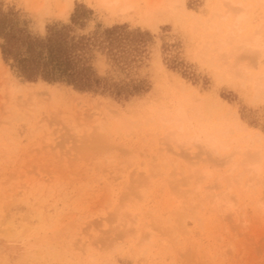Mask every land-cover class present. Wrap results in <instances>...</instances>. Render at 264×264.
Returning a JSON list of instances; mask_svg holds the SVG:
<instances>
[{"label":"rangeland","instance_id":"rangeland-1","mask_svg":"<svg viewBox=\"0 0 264 264\" xmlns=\"http://www.w3.org/2000/svg\"><path fill=\"white\" fill-rule=\"evenodd\" d=\"M68 1L0 0L8 25L36 37L122 27L113 50L93 52L97 90L27 79L0 38V264H264V138L252 135L264 137V52L239 42L264 30V5L243 0L234 39L217 27L229 0H184L192 16L178 7L158 27L144 22L158 0H135L123 19L99 0H72L63 16ZM211 132L225 134L216 150ZM229 187L228 208L216 201Z\"/></svg>","mask_w":264,"mask_h":264},{"label":"trees","instance_id":"trees-1","mask_svg":"<svg viewBox=\"0 0 264 264\" xmlns=\"http://www.w3.org/2000/svg\"><path fill=\"white\" fill-rule=\"evenodd\" d=\"M90 12V11H89ZM78 10L73 15L77 19ZM122 27L106 29L102 35H76L71 25L53 27L46 37L8 25L0 14L1 48L5 60L29 80L63 81L80 90H97L103 83L92 59L96 48L113 50L121 41Z\"/></svg>","mask_w":264,"mask_h":264},{"label":"bare ground","instance_id":"bare-ground-1","mask_svg":"<svg viewBox=\"0 0 264 264\" xmlns=\"http://www.w3.org/2000/svg\"><path fill=\"white\" fill-rule=\"evenodd\" d=\"M101 3H104V4H107V5H112L113 4V6H114V8L116 9V12H115V16L116 17H118V18H127V17H129V15L131 14V12L132 11H134L135 10V4H134V1L135 0H99ZM257 2H259L260 4H262V5H264V0H256ZM229 2H230V5H232L231 6V8H230V10L228 9V10H226L225 12H223V10L221 11V10H219V9H217V11L219 12L218 13V15H219V17H220V19H219V21H218V23H219V26L217 25V27H218V29H220L221 27H220V25H222V24H227V25H230V28H232V33H231V35L233 34V32L235 33V35H236V37H234V36H232V37H234V39H238V38H240V34L242 33V31L246 28V26L245 25H247L248 24V22H249V11H250V9H251V6L250 5H247V4H245L244 3V1L243 0H229ZM73 6H74V3H73V1L72 0H70V1H68L65 5H64V7H63V9L61 10V14L63 15V16H66V15H68L69 14V11L70 10H72L73 9ZM178 7H180L181 9H183L184 11H186L187 12V14L188 15H190V13H188V11H187V8H186V5H185V1L184 0H158L153 6L151 5L150 6V8H149V10H148V12H149V18H147L146 20H144V22H147V24L148 25H151V26H153V27H158V24H159V22L161 21V19L162 18H164V17H167V16H169V15H173L174 13H175V11L177 10V8ZM191 14H195V13H191ZM190 16H192V15H190ZM194 16V15H193ZM195 17V16H194ZM196 18H198V16L196 15V17H195V19ZM200 18V17H199ZM193 19V18H192ZM230 21V22H229ZM262 25H264V20H263V23H262ZM260 26H261V24H260ZM258 28V27H257ZM260 28V30H258V31H256V32H252V33H250V32H248L245 36H247V37H243L242 36V39L239 41V42H241L242 41V43H244V45H247L248 47L247 48H250V50H252L253 52L256 50V48H258V47H263V52H264V39H263V31L264 30H262V28L263 27H259ZM239 33V34H238ZM251 34V35H250ZM240 35V36H239ZM249 35V36H248ZM237 36H238V38H237ZM243 48H246V47H244V46H242ZM255 49V50H254ZM246 50V49H245ZM258 50H259V48L257 49V52H258ZM249 51V50H248ZM252 51H251V54H252ZM261 51H262V48H261ZM257 52H254L253 53V55L252 56H254V54L255 53H257ZM262 52V53H263ZM231 53V52H230ZM249 54H250V52H248ZM259 53V52H258ZM230 56H232L231 54H229V57ZM103 68V67H102ZM264 73V72H263ZM15 80H13V89H14V87L16 88L17 86H19L20 85V81L17 79V78H14ZM190 96V95H189ZM192 96V95H191ZM200 98V97H199ZM189 99V98H188ZM202 99V98H201ZM202 101H203V99H202ZM197 102H199V101H197ZM200 102H201V100H200ZM195 103H196V101H195ZM204 103V102H203ZM202 103V104H203ZM192 106V105H191ZM194 106V105H193ZM200 107V106H199ZM199 110V109H198ZM226 111V110H225ZM234 112V111H233ZM229 114L231 115L232 114V112L230 111L229 112ZM228 114V115H229ZM184 115H186V114H184ZM227 115V116H228ZM236 115V112H235V114H234V116H233V119L236 117L235 116ZM223 116H224V114H223ZM176 117H177V115H176ZM175 117V118H176ZM185 117V116H184ZM225 117V116H224ZM223 117V118H224ZM230 117V116H229ZM170 118V117H169ZM178 118V117H177ZM174 119V122L177 124L178 122H179V120H180V118H178V119ZM226 118V117H225ZM237 119H238V117H237ZM236 119V120H237ZM171 120V119H170ZM169 120V122H171ZM176 120H178V121H176ZM219 121H222L221 119H218ZM224 120V119H223ZM167 121H168V119H167ZM227 122L229 121V118L226 120ZM165 122H166V120H165ZM181 122V121H180ZM183 122H184V120H183ZM226 122V123H227ZM236 122H239L238 124L240 125V127L243 125L242 123V121L240 120V119H238V121H236ZM242 122V123H241ZM172 123V122H171ZM182 123V122H181ZM222 123V122H221ZM225 123V125H227ZM179 124V123H178ZM177 124V125H178ZM233 124H234V122H233ZM232 124V125H233ZM172 125H173V127H174V131H173V133L175 134V135H179V137L178 136H176V138L178 137V140L179 141H176L177 143H179V142H181V141H184L185 142V144L187 145V143H186V141L187 142H189L190 140H191V134L190 135H188L187 134V136H190L189 138H190V140H186V139H184V135L182 136V135H180L181 133H182V131L181 130H183L184 129V124L182 125H178V126H176V127H178V129H180V134H178L179 133V131H178V129H176L175 128V126H174V124L172 123L171 124V128H172ZM220 126V125H219ZM228 126V125H227ZM226 126V127H227ZM245 126H247V125H243L242 127H243V129L244 128H246ZM169 127V126H168ZM189 127V126H188ZM225 127V128H226ZM236 127V126H235ZM248 127V126H247ZM100 128V127H99ZM101 128H103L102 126H101ZM220 128H222V127H220ZM220 128H218L219 130H220ZM225 128H223V129H225ZM187 129V126H186V128H185V130ZM248 129H250V128H247V130ZM190 130V129H189ZM189 130H187V131H189ZM202 130V129H201ZM218 130V131H219ZM226 130H227V128H226ZM230 130V133L232 132V129H229ZM236 130H237V127H236ZM245 130V129H244ZM246 130V131H247ZM187 131H186V133H187ZM196 131V130H195ZM208 132H209V130H207ZM221 131V130H220ZM219 131V132H220ZM223 131V130H222ZM234 131V130H233ZM238 131H239V129H238ZM241 131H242V129H241ZM249 131H251V130H248L247 132H249ZM200 132V131H199ZM217 132V131H216ZM253 132H255L254 130H253ZM168 133H171L169 130H168ZM183 133H185V132H183ZM186 133H185V136H186ZM195 133V132H194ZM197 133V132H196ZM206 133V132H205ZM205 133H204V135H205ZM233 133V132H232ZM231 133V134H232ZM256 134H252V135H255L254 137L257 139V137L260 139V141H261V139H263L264 137L260 134V133H258L257 131L255 132ZM202 134V133H201ZM207 134V133H206ZM210 135H206L205 136V138L203 139V141L204 142H206L207 143V145H209V146H211V147H213V149L214 150H216V148L217 147H219L218 146V144L220 145L221 143L219 142V136L221 137V134H222V136L223 135H225L224 134V132H222L220 135H219V133H214L213 132V134H212V132L211 133H209ZM229 134V133H228ZM235 134H237V133H235ZM249 134H250V132H249ZM249 134H247L248 136H249ZM219 135V136H218ZM227 135V134H226ZM230 135V134H229ZM173 136V135H172ZM241 136V135H240ZM248 136H246V138L248 137ZM170 137V136H169ZM175 137V136H174ZM174 137H172L173 138V140H175L176 138H174ZM195 137V136H194ZM199 136L197 135L196 137H195V139H200V138H198ZM224 137H226V136H224ZM243 137V136H242ZM244 137H245V135H244ZM250 137H251V135H250ZM254 137H252V138H254ZM185 138H187V137H185ZM106 139V138H105ZM104 139V140H105ZM188 139V138H187ZM238 139H240V137L238 138ZM202 140V139H201ZM223 140V139H222ZM249 140V139H248ZM255 140V139H254ZM193 141H194V139H193ZM223 141H225V140H223ZM251 141V140H250ZM256 141H258V140H256ZM191 142L192 141H190L188 144H191ZM108 143V142H107ZM224 143V142H223ZM182 144H183V142H182ZM184 144V145H185ZM194 144V143H193ZM192 144V145H193ZM255 144V143H254ZM252 145H253V143H252ZM256 145V144H255ZM254 146V145H253ZM263 146V145H262ZM215 147V148H214ZM221 147V146H220ZM249 147V146H248ZM248 147L246 148V150H248ZM238 148V147H237ZM245 150V151H246ZM256 150V149H255ZM257 151V150H256ZM247 152V151H246ZM255 152V151H254ZM220 153V152H219ZM264 153V152H263ZM258 154H260V153H258ZM257 155V154H256ZM233 156V155H232ZM231 156V157H232ZM229 156H227V158H228ZM231 157H229L230 159H231ZM235 157V156H234ZM262 157H264V156H262ZM244 158V157H243ZM247 158H249V157H247ZM222 159H223V157H222ZM246 158H244V160H245ZM257 160H258V158H256ZM224 160L227 162V159H225L224 158ZM249 160H254L255 161V157L253 158V159H249ZM249 160L247 161V162H249ZM259 160H261V158H259ZM258 160V161H259ZM225 161H223L224 162V164H225ZM229 161V163H230V160H228ZM254 161H252L251 162V165H253V167H254V170H257L258 172H261L262 171V169H261V165L259 164V162H254ZM262 161V160H261ZM264 161V160H263ZM164 162V161H163ZM239 162V161H238ZM241 162H243L242 160H241ZM228 163V162H227ZM235 163V162H234ZM233 163V164H234ZM163 164V163H162ZM167 163H165V164H163V165H166ZM169 164H171V163H169ZM174 164V163H173ZM172 164V165H173ZM231 164V163H230ZM239 164V163H238ZM242 165H243V163H241ZM263 164V163H262ZM248 165L251 167V165H250V163H248ZM247 165V166H248ZM232 167V165H229V167ZM239 166V165H238ZM248 166V167H249ZM262 166H264V165H262ZM157 167V166H156ZM167 167V166H166ZM231 167H230V169H231ZM236 167V166H235ZM244 167V166H243ZM208 168V167H207ZM233 168H234V165H233ZM237 168V167H236ZM236 168L234 169V170H236ZM239 168V167H238ZM241 168V167H240ZM239 168V169H240ZM245 168H246V165H245ZM159 169H160V167H159ZM209 169H211V168H209ZM229 169V170H230ZM238 169V170H239ZM247 169V168H246ZM253 169V168H252ZM252 169H250L251 171H252ZM185 170V169H184ZM206 170V169H205ZM243 171H244V169H242ZM261 170V171H260ZM186 171V170H185ZM203 171V170H202ZM202 171H201V174H202ZM232 171H233V169H232ZM231 170H230V172L233 174V172H232ZM204 172V171H203ZM206 172L207 171H205V173H203L204 175H207L206 174ZM239 172H240V170H239ZM249 172V171H248ZM253 172V173H252ZM252 172H250V173H252V174H254V172L255 171H252ZM198 173V172H197ZM244 173V172H243ZM228 174H229V172H228ZM232 174H230V175H232ZM237 174V173H236ZM241 174V173H240ZM256 174V173H255ZM255 174H254V176H255ZM208 175H210V174H208ZM237 175H239V173L237 174ZM257 175V174H256ZM259 175V174H258ZM235 176V175H234ZM243 176H245V175H243ZM247 176H248V174H247ZM253 176V177H254ZM206 177H208V176H206ZM236 177V176H235ZM241 177V176H240ZM240 177H238L239 178V180H240ZM223 178V177H222ZM226 179H227V177H226ZM226 179H224V181H226L227 183H228V181L226 180ZM228 179H231L230 177L228 178ZM247 179H248V177H247ZM246 179V180H247ZM251 179H253V178H251ZM235 180H237V179H235ZM230 183H232L231 181H229ZM240 182V181H239ZM248 182V181H247ZM250 183H252L251 182V180L249 181ZM237 184V182H235V185ZM240 184V183H239ZM244 184V183H243ZM229 185V184H228ZM234 185V184H233ZM234 185V186H235ZM249 185V184H248ZM234 186H233V188H234ZM239 186V185H238ZM250 186H251V184H250ZM231 187V186H230ZM228 188L227 189V192L228 191H230L231 190V188ZM243 187V186H242ZM246 187V186H245ZM232 188V189H233ZM239 188V187H238ZM226 192V193H227ZM218 200L216 201V202H218V203H225V204H227V203H231V206H233L232 205V199H231V197H230V195H229V192H228V194H224V195H221V196H218V198H217ZM183 200V199H182ZM182 200H180V201H182ZM184 202V201H183ZM234 202V201H233ZM177 203V202H176ZM181 203V202H180ZM203 204V203H202ZM234 204V203H233ZM224 206H226V205H224ZM227 206H228V208H229V206L230 205H228L227 204ZM221 208V207H220ZM226 208V207H225ZM232 209V208H231ZM233 210V209H232Z\"/></svg>","mask_w":264,"mask_h":264}]
</instances>
